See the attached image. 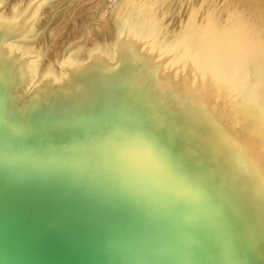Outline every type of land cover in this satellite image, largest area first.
Segmentation results:
<instances>
[{
    "label": "bare ground",
    "instance_id": "obj_1",
    "mask_svg": "<svg viewBox=\"0 0 264 264\" xmlns=\"http://www.w3.org/2000/svg\"><path fill=\"white\" fill-rule=\"evenodd\" d=\"M90 1L54 7L36 71L0 19V264H264V0H175L109 44ZM75 28L85 61L140 47L159 85L118 54L71 77Z\"/></svg>",
    "mask_w": 264,
    "mask_h": 264
},
{
    "label": "rangeland",
    "instance_id": "obj_2",
    "mask_svg": "<svg viewBox=\"0 0 264 264\" xmlns=\"http://www.w3.org/2000/svg\"><path fill=\"white\" fill-rule=\"evenodd\" d=\"M17 1H19V3L21 2L20 3L21 7L18 15H16L11 11L13 9L12 7L8 6L9 5L8 0H0V19L3 21V23L8 25L7 31L10 30L12 31V35L15 38L12 44L17 48V50L23 51L27 57L29 56L34 61H36L37 64L36 65L37 68L35 69L36 71L37 69H39L44 59L43 49L46 48V44H44L43 42L46 40L47 34H51V32L55 29H60L61 31L65 29L63 23L60 24V22H58L57 24H53L54 15H56L60 10L68 11L69 9H71L72 5H74L78 0H40V1L17 0ZM61 2L63 3V5ZM90 2H91L90 6L93 9L87 12L85 11V13L81 12V19L83 20L82 22L84 25L89 26L90 24L91 26L92 23L95 22L100 16H104V18H107V20L110 23H112L113 26L110 28V31H107L106 38L108 40H106V43L108 42L110 43L113 40V38L114 39L116 38L115 37L116 34L118 35L119 33L118 30L122 26L126 27V29H130L131 26L139 27L144 23L146 24L151 21H155V19H160V17H162V15H164L167 11H169V9H170L168 14L169 21L174 22L176 18H179L181 15L184 14L183 12L182 14L178 15L179 7L172 6L175 0H95V1L93 0ZM54 7H56L57 10L59 9L58 11H55V13L52 12ZM126 8L128 10H126ZM159 25L160 23L157 25V27ZM17 30H19V32H17ZM75 30L76 28L71 29V31L69 30L68 34L63 35L65 36V38L62 37L61 35H58L55 38L56 41L59 42L58 45L61 44V52L58 55L59 58L58 61L59 60L61 61V64H63V68L65 72H67L71 77H75L77 75L84 80L92 78L93 72L99 60L102 61L111 55L117 56L118 54L119 56L124 55L121 57L124 58L128 57L132 61L136 62V64L138 65L137 67H139L140 70L139 75L143 74L142 76H145V78L148 81H150V83L153 86H156L159 83V82L157 83L156 81L158 76L157 77L155 76L158 73V71L160 72L161 70H163L164 68V66L162 65L163 63L159 64L156 62H152L151 59L148 58L144 59L143 57H141L142 52H140V47L137 48L136 46L129 45V49L127 50V53L129 54L126 53L127 55H125L122 54L121 51H119L121 50V48L119 47L109 48V46L103 45V47L101 48V51L103 53L102 56H99L97 59L93 58L85 61L83 56L84 55L87 56L85 50L86 41L84 42L82 41V43H79L78 41L75 40H73L75 42L71 41L72 39L70 33ZM103 42L105 43V40ZM128 42H130L129 39L126 41L127 46L129 44ZM146 44L147 42L145 43V45ZM144 48L145 47H143V49ZM108 50L109 52H107ZM159 50L157 52H159ZM165 56H170V55L166 54ZM28 66H31L29 62H28ZM51 71L55 72L54 76L55 78H57L56 71L55 70H51ZM255 71L257 76L259 78H262V73H260L258 70ZM124 73H126L127 75H131V72L129 70H126ZM160 74L161 73H159L158 80L162 76V75L160 76ZM39 76L37 78V80L39 79L38 82L41 81V76L40 77ZM167 79H168L167 77H163V79H161L160 81L167 82ZM17 85H19V83H17ZM36 88L37 85L35 86V89ZM17 95L18 93L15 94V99L17 98Z\"/></svg>",
    "mask_w": 264,
    "mask_h": 264
},
{
    "label": "water",
    "instance_id": "obj_3",
    "mask_svg": "<svg viewBox=\"0 0 264 264\" xmlns=\"http://www.w3.org/2000/svg\"><path fill=\"white\" fill-rule=\"evenodd\" d=\"M12 241H16V240H12ZM5 242H6V240H5ZM66 253L67 254L69 253V250L68 249L65 250V254ZM6 257H7L6 255L0 254V260L7 259ZM87 262H88V260H85V258H82V259H80L77 262L72 263V264H86ZM52 264H69V262L67 260H60L58 262H52Z\"/></svg>",
    "mask_w": 264,
    "mask_h": 264
},
{
    "label": "crops",
    "instance_id": "obj_4",
    "mask_svg": "<svg viewBox=\"0 0 264 264\" xmlns=\"http://www.w3.org/2000/svg\"><path fill=\"white\" fill-rule=\"evenodd\" d=\"M130 6H131V4H130ZM130 6H129V7H130ZM127 8H128V7H127ZM127 8H126V10H128ZM162 16H163V15H162ZM156 20H158V19H155V21H156Z\"/></svg>",
    "mask_w": 264,
    "mask_h": 264
}]
</instances>
